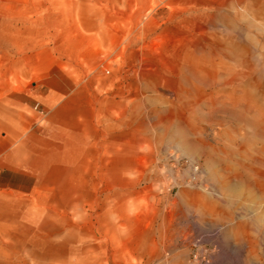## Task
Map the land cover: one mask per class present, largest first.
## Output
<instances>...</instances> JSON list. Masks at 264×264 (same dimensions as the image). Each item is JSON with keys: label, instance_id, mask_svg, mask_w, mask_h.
Segmentation results:
<instances>
[{"label": "rangeland", "instance_id": "rangeland-1", "mask_svg": "<svg viewBox=\"0 0 264 264\" xmlns=\"http://www.w3.org/2000/svg\"><path fill=\"white\" fill-rule=\"evenodd\" d=\"M0 118V264H264V0H0Z\"/></svg>", "mask_w": 264, "mask_h": 264}, {"label": "crops", "instance_id": "crops-1", "mask_svg": "<svg viewBox=\"0 0 264 264\" xmlns=\"http://www.w3.org/2000/svg\"><path fill=\"white\" fill-rule=\"evenodd\" d=\"M20 120L21 118H0V217L5 212L8 213V216H12L14 213L18 215L21 192L20 177L21 175L29 177L27 174L20 172L17 164L7 162L8 156H14V153L18 154V148L14 152V146H11L12 141L3 139L6 136L3 135L5 131L7 134L10 133L12 138L18 136L19 131L15 130L14 123L18 124ZM29 190L30 188L23 189V192L29 194ZM0 236L2 259L5 258V252L10 251L14 254V252L25 249L26 240L21 239L20 232H15L13 229L4 233L0 232Z\"/></svg>", "mask_w": 264, "mask_h": 264}, {"label": "bare ground", "instance_id": "bare-ground-1", "mask_svg": "<svg viewBox=\"0 0 264 264\" xmlns=\"http://www.w3.org/2000/svg\"><path fill=\"white\" fill-rule=\"evenodd\" d=\"M214 49V48H213ZM248 73L247 76L251 78V81H254V74L256 72L255 65L253 63H250L247 65ZM240 75V74H238ZM239 83V77H235V79L232 81V84H238Z\"/></svg>", "mask_w": 264, "mask_h": 264}]
</instances>
